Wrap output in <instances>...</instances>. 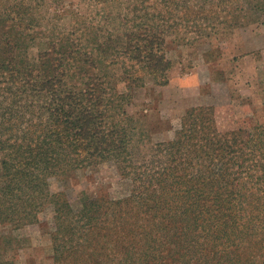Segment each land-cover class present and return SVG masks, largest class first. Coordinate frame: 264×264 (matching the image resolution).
<instances>
[{"label": "trees", "instance_id": "16d2710c", "mask_svg": "<svg viewBox=\"0 0 264 264\" xmlns=\"http://www.w3.org/2000/svg\"><path fill=\"white\" fill-rule=\"evenodd\" d=\"M55 1L0 0V224L50 207L52 264H264V124L222 132L191 107L145 162L164 165L139 170L126 109L136 86L167 82L168 37L258 22L264 0ZM106 162L130 175L125 196L74 207L51 191L49 177Z\"/></svg>", "mask_w": 264, "mask_h": 264}, {"label": "rangeland", "instance_id": "374dc122", "mask_svg": "<svg viewBox=\"0 0 264 264\" xmlns=\"http://www.w3.org/2000/svg\"><path fill=\"white\" fill-rule=\"evenodd\" d=\"M47 2L40 11L45 13L49 4L57 1ZM87 10L80 11L89 15L95 7ZM44 47L41 39L37 43L34 40L29 52L36 55ZM166 56L171 60L167 82L157 84L147 79L144 85L135 87L126 107L132 116L127 125H131L129 129L135 128L132 152L139 170L160 169L164 165L145 162L158 143L175 138L191 107H210L222 132L246 124H264V16L258 22L204 40L178 41L170 36ZM104 71L113 83V74L123 70ZM117 89L124 90L121 81ZM131 180L129 174L120 173L114 162H106L67 176H51L48 182L51 191L65 192L73 206L79 207L81 200L92 195L106 192L114 199L125 196ZM39 216V223L23 227L0 224V264H52V224L46 223L51 222V208L47 207Z\"/></svg>", "mask_w": 264, "mask_h": 264}]
</instances>
